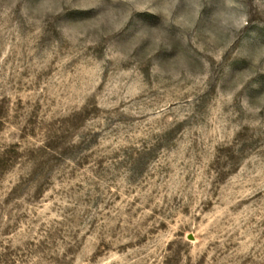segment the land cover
Listing matches in <instances>:
<instances>
[{
	"label": "rangeland",
	"instance_id": "obj_1",
	"mask_svg": "<svg viewBox=\"0 0 264 264\" xmlns=\"http://www.w3.org/2000/svg\"><path fill=\"white\" fill-rule=\"evenodd\" d=\"M0 264H264V0H0Z\"/></svg>",
	"mask_w": 264,
	"mask_h": 264
}]
</instances>
